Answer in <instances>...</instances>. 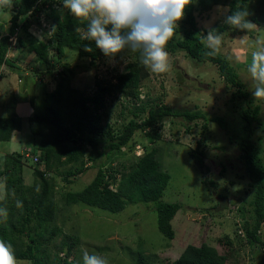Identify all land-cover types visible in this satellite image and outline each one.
<instances>
[{
	"label": "trees",
	"instance_id": "obj_1",
	"mask_svg": "<svg viewBox=\"0 0 264 264\" xmlns=\"http://www.w3.org/2000/svg\"><path fill=\"white\" fill-rule=\"evenodd\" d=\"M13 4L16 5H13L12 11L15 13L12 14L11 25L8 32L0 36V67L3 64H8L11 68L19 66L15 57L7 56L12 46L10 37L13 35L17 36L15 47L20 51L27 49L34 53L41 65L46 64V70L57 66L53 63L54 58H57L58 64L61 63L59 59L65 56L66 47L78 50L79 55L89 59L91 64H95L104 56L94 41L83 39L87 22L77 20L63 9L61 0H15ZM216 4L228 6L227 15L234 10L243 9L249 12L247 18H253L257 24L264 22V12L261 11L264 0H191L184 10L183 19L178 22L174 35L169 39L166 50L171 54L185 52L197 64L206 61L215 64L220 76L235 87L231 103L238 119H228L225 115H210L198 106L195 109L174 108L161 97H141L144 81L150 77L151 72L141 64L139 53H136L135 59L128 62L126 70L115 77V82L111 79L96 78L93 93H86L72 86L71 79L75 70L66 64L59 71L60 78L55 91L52 92L53 104L46 105L43 111L31 117L32 134L42 137L34 143L31 150L33 183H25V156L22 153H9L0 163V181L6 182L7 188V196L0 201V208L8 209L9 213L6 221L0 216V221H3L0 222V239L11 243L16 259L28 260L31 264H75L69 260L73 243L67 245L64 242L57 251L52 252L49 249L54 238L62 232V228L55 224L58 213L55 200V192L59 188L57 177L62 175L64 182L71 184L89 170L94 178L87 186L79 191L66 189L63 193L67 204L83 202L111 212H119L127 203L157 202L155 208L158 227L166 237L173 239L176 231L172 220L181 210L182 204L163 199L171 175L164 169L156 148L148 146L142 155L135 156L137 142L134 137L136 133L144 131L150 137L151 144H154L162 138L165 122L174 117L189 123H197V120L203 119L205 128L210 121H214L229 134L232 141L238 143L253 188V195L249 200L252 206L250 219H246L243 226L245 243L251 247L261 245L264 249V154L262 155V146L254 141L256 128L261 123V105L244 87V82L239 79L237 70L228 56L220 51L214 57L204 54L209 49L203 47L201 37L207 34L208 29L199 26L197 12L210 10ZM260 12L263 15L256 16ZM42 17L53 26L49 35L47 29L44 31V38L30 27L33 23L41 24ZM225 18L213 28L217 33H245L227 25ZM76 27L81 29L79 33L75 31ZM85 46L90 47L92 51H85ZM40 66L30 67V70L37 74ZM115 93L125 96L128 100L127 105L121 102L120 116L125 117V110L132 116L127 123L121 125L105 121L101 113L107 105V97ZM22 125L21 116H1L0 142L10 140L15 130H22ZM200 144L201 142L198 145ZM124 147H129L135 158L133 157L129 164L121 162V165L116 167L115 159L125 154ZM93 152L96 156H93ZM196 152L199 155L203 151L196 149ZM103 154L108 161L100 160L99 157ZM198 155L196 160L203 166L204 158ZM35 156L37 160H34ZM0 158L2 160V157ZM203 182L209 184L206 179ZM210 182L214 184L213 180ZM16 200L23 202V208L16 207ZM74 238L73 242L78 244L79 237ZM218 243L225 249L224 252L208 242L200 245L188 244L179 254L167 258L165 262L240 264L237 254L243 243H236L230 234L221 236ZM64 245L69 247L66 252ZM168 245L171 246L170 243ZM155 262L147 260L141 248L135 264Z\"/></svg>",
	"mask_w": 264,
	"mask_h": 264
},
{
	"label": "rangeland",
	"instance_id": "obj_2",
	"mask_svg": "<svg viewBox=\"0 0 264 264\" xmlns=\"http://www.w3.org/2000/svg\"><path fill=\"white\" fill-rule=\"evenodd\" d=\"M13 3L15 0H12V6L16 5ZM11 7L5 11L0 9V36L6 34L11 25ZM261 11L264 12V6ZM227 12L228 6L220 4L214 5L210 10L197 12L199 26L213 29L224 20ZM262 12L256 16H262ZM247 19L258 26L257 30L244 34L222 35L220 52L228 56L237 70L239 79L244 82V87L261 105V123L256 128L254 141L262 146L263 155L264 98H254L252 95L254 81L248 72V65L252 53L257 50L256 41L264 40V22L257 24L253 18ZM40 22L39 26L38 23H33L30 27L44 38L43 31L47 29L49 35L53 26L44 18ZM65 52L63 58H58L61 60L60 64L57 58H54L53 63L57 66L46 70V64L41 65L34 53L27 49L20 51L11 46L9 55L11 58L15 57L19 66L11 68L10 65L3 64V72L0 68V117L21 116L23 128L21 132L15 131L10 140L0 142V163L7 154L15 151H20L26 156V153H31L34 143L42 138L32 134L31 117L43 111L46 105L53 104L52 92L55 91L60 78L59 71L66 64L75 70L71 79L72 86L86 93H93L96 78L111 79L115 82V77L125 71L128 62L137 56L126 48L115 57L102 56L95 64H91L89 59L81 57L73 47H66ZM168 59L171 65L169 71L161 74L150 71V77L144 81L141 97H161L174 108L195 109L198 106L210 115H225L228 119H238L231 103L235 87L220 76L215 64L210 61L197 64L185 52L169 53ZM33 66H40L37 74L30 70ZM126 99L119 93L108 96L107 105L101 110L104 120L117 125L127 123L132 117L128 110H125V117L120 116L121 102L127 105ZM204 124L203 119L197 120V123H189L174 117L165 122L162 138L154 144H151L150 137L144 131L136 133L134 137L137 145H140L136 146L135 156L142 155L148 146L156 148L164 169L171 175L163 199L182 204L181 210L172 220L176 231L173 239L166 237L158 227L155 208L157 202L127 203L119 212H111L83 202L67 204L63 193L66 189L79 191L87 186L94 178L89 170L71 184L64 182L62 175H58L59 188L55 192L58 213L55 224L62 228V232L54 238L49 249L53 252L59 250L64 242L67 245L73 243L69 260L75 264H82V250L106 257L109 264H135L139 250L143 248L147 260L156 261L155 264H166L167 258L175 257L188 244L200 245L208 242L224 252L225 249L218 243V239L230 234L236 243H243L237 254L240 264H262L264 249L261 245L251 247L245 243L243 226L246 219H250L252 206L249 200L253 195V188L245 170L241 149L216 122L210 121L206 128ZM196 149L203 151L202 154L198 155ZM123 150L125 154L115 159L116 167H119L121 162L129 164L133 157L135 158L129 147H124ZM196 155L204 158L203 166L198 164ZM93 156H96L95 152ZM31 157L24 158L27 184L33 183L34 179ZM99 158L108 161L105 154ZM205 179L209 184L203 182ZM212 180L214 184L210 182ZM3 183L0 181V185ZM218 198L227 200L220 205ZM75 236L80 239L78 244L73 242ZM262 237L264 238V227ZM67 245H64L65 252L69 248ZM235 246L238 247L237 244ZM16 261L17 264H31L28 260Z\"/></svg>",
	"mask_w": 264,
	"mask_h": 264
},
{
	"label": "clouds",
	"instance_id": "obj_3",
	"mask_svg": "<svg viewBox=\"0 0 264 264\" xmlns=\"http://www.w3.org/2000/svg\"><path fill=\"white\" fill-rule=\"evenodd\" d=\"M190 3L191 0H61L63 9L74 18L87 21L83 39L94 41L105 57H115L128 48L133 53H139L141 64L154 74L165 73L171 68L167 43ZM11 6L12 0H0V9L7 10ZM248 16L247 10H234L226 16L225 23L245 33L257 30L258 26L247 19ZM75 31L79 33L81 29L76 27ZM10 40L12 46L17 44V36H11ZM222 43V34L215 29H209L201 37V44L209 49L204 53L206 56L214 57L219 53ZM256 44L258 47L252 53L248 72L254 81L252 95L254 98H264V40H257ZM85 51L90 52L92 49L85 46ZM0 68L3 72L4 68ZM29 156H33L32 153H26L25 157ZM37 159L35 156L34 160ZM36 190L39 191V188ZM0 192V201H3L7 196L6 182L0 185ZM15 205L23 208L20 200H16ZM8 215V209L0 208L3 221L7 220ZM0 264H17L11 243L3 239H0ZM82 264H109V260L82 250Z\"/></svg>",
	"mask_w": 264,
	"mask_h": 264
},
{
	"label": "water",
	"instance_id": "obj_4",
	"mask_svg": "<svg viewBox=\"0 0 264 264\" xmlns=\"http://www.w3.org/2000/svg\"><path fill=\"white\" fill-rule=\"evenodd\" d=\"M218 199L220 201V205H222V203H224V201L227 200V199H220V198H218Z\"/></svg>",
	"mask_w": 264,
	"mask_h": 264
}]
</instances>
